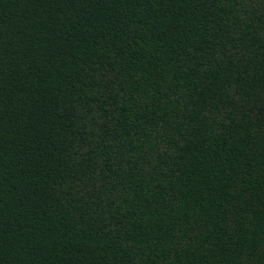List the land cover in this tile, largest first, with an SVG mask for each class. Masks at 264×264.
<instances>
[{
    "label": "trees",
    "instance_id": "1",
    "mask_svg": "<svg viewBox=\"0 0 264 264\" xmlns=\"http://www.w3.org/2000/svg\"><path fill=\"white\" fill-rule=\"evenodd\" d=\"M0 264H264V0H0Z\"/></svg>",
    "mask_w": 264,
    "mask_h": 264
}]
</instances>
